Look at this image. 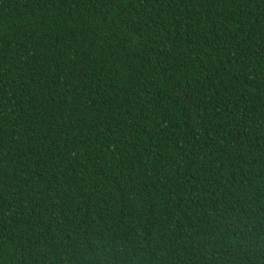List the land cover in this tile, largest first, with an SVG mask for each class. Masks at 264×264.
<instances>
[{
	"label": "trees",
	"instance_id": "obj_1",
	"mask_svg": "<svg viewBox=\"0 0 264 264\" xmlns=\"http://www.w3.org/2000/svg\"><path fill=\"white\" fill-rule=\"evenodd\" d=\"M0 264H264V0H0Z\"/></svg>",
	"mask_w": 264,
	"mask_h": 264
}]
</instances>
